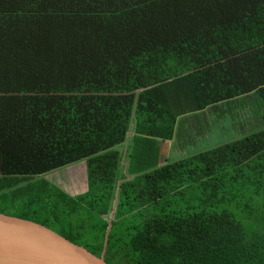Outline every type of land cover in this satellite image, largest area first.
<instances>
[{"label":"trees","instance_id":"trees-1","mask_svg":"<svg viewBox=\"0 0 264 264\" xmlns=\"http://www.w3.org/2000/svg\"><path fill=\"white\" fill-rule=\"evenodd\" d=\"M255 92L264 0H0V206L100 256L120 186L108 264H264V125L120 175L179 101ZM81 161L82 194L44 177Z\"/></svg>","mask_w":264,"mask_h":264},{"label":"rangeland","instance_id":"rangeland-1","mask_svg":"<svg viewBox=\"0 0 264 264\" xmlns=\"http://www.w3.org/2000/svg\"><path fill=\"white\" fill-rule=\"evenodd\" d=\"M162 90L166 92L167 89L163 87ZM252 94L253 95L250 96L249 98L256 102L259 101L258 102L259 106L257 104V107L263 110L262 112H260V115L258 116V118L260 119L262 117L264 119V97L259 92H255ZM179 102H180L179 106H176L173 108L171 107L174 111H176L177 113L176 115L178 116L173 139L172 140H161L159 138L150 137L146 135H141V137L136 136L135 138H132L130 142V148L128 149L130 155L127 156V164L125 163L121 164L120 175L126 172L130 175H134L141 171H145L150 168L161 165L166 160L170 161L171 160L170 158L173 157L171 154V149L177 148V146H179L182 142L188 145L186 148L188 152H185V153L191 154L202 148L212 146L215 144H219L222 141H224V140L217 141L216 138L212 139L214 135H217L216 137H220V136L223 137L224 135L221 133L220 126L216 124V114L214 113V111H212V108L209 109L205 113V115L200 114V113H194L195 115L193 117H189V120H187L188 114H186L185 111L186 109H188V107H191V104L186 102V100H182ZM234 102L237 103V101H234ZM226 118H227V122H226L225 128L227 129V131H231L233 133H235L237 130L243 131L241 127L232 125L229 117H226ZM263 119L261 121H258L256 125L258 126V125L264 124ZM192 122H194V124H192ZM202 125H204V127L202 128L203 130H205L206 127L209 128V130H206L205 133L206 134L209 133L211 137L205 138L206 135L203 134V132H200V133L195 132V129L200 128ZM187 126H188V129H187ZM193 126H194V129L192 130ZM232 126H233L234 131L230 130ZM251 126H249L248 128H250ZM225 133L227 137L228 134L226 131ZM194 134H197L198 136ZM77 173H80V175H78ZM76 174L79 177L82 176V179H80L79 182L83 189L85 188L87 189V169H86L85 161L74 163L70 166L59 169L50 174H47L44 177L49 183L55 184L63 188L64 190H66L68 193L74 194L75 192L74 189L69 191V187L72 184L71 180L76 177ZM60 179H62V181H60ZM73 186H74V182H73ZM80 193L82 194V192ZM80 193L76 195H79ZM21 208L22 207L20 203H15L7 207L0 206V212H4L6 214L13 215V216H27V217L34 218L32 214L23 212Z\"/></svg>","mask_w":264,"mask_h":264},{"label":"water","instance_id":"water-1","mask_svg":"<svg viewBox=\"0 0 264 264\" xmlns=\"http://www.w3.org/2000/svg\"><path fill=\"white\" fill-rule=\"evenodd\" d=\"M119 187L100 256L44 224L0 212V264H108L105 254Z\"/></svg>","mask_w":264,"mask_h":264},{"label":"crops","instance_id":"crops-1","mask_svg":"<svg viewBox=\"0 0 264 264\" xmlns=\"http://www.w3.org/2000/svg\"><path fill=\"white\" fill-rule=\"evenodd\" d=\"M252 95L253 94H249V95H244V96L237 97V98H234V99H230V100L215 104V105L209 107L208 109H206L204 111L187 113L188 114L187 115V120H189V117H193L195 115L194 113H200V114L205 115V113L209 109L212 108V111H214V113L216 114V124L220 126L221 133L224 134L223 137H221V136L220 137H216L217 135H214V137H212V139L216 138L217 141H222V140L225 141V140H228L230 138L239 136V135H241L243 133H246V132L252 130L253 128H255V126H257L256 123L263 119L262 117L260 119L258 118V116L260 115V112H262L263 110L261 108L259 109L257 107V104L259 106V103H258L259 101L256 102V101L251 100L249 98ZM234 101H237V103H235ZM226 117L230 118V121H231L232 125H234V126L236 125L237 127H241L243 129V131H238L237 130L235 133H233L231 131H227V129L225 128L226 127L225 125H226V122H227V118ZM192 124H194V122H192ZM251 124H252V126H251ZM263 125L264 124H261V125H258V126H263ZM249 126H251V127L248 128ZM203 127H204V125H202L200 128H196V126H195V128H196L195 132H198V133L203 132V134L206 135L205 138L206 137H211L209 135V133H207V134L205 133V131L209 130V128L206 127V129L203 130L202 129ZM187 129H188V126H187ZM193 129H194V126H193L192 130ZM230 130H233V126L231 127ZM225 131L228 134L227 137H226ZM194 135L198 136L197 134H194ZM225 137H226V139H225ZM224 141H222V142H224ZM187 146H188L187 144L182 142L179 146H177V148L171 149V154H172L173 157H171L170 159L174 160V159H178L180 157H183V156L187 155V153H185V152H188V150L186 149ZM126 164H127V160H126ZM127 171H128V169H127ZM77 174L80 175V173H77ZM77 174H76V177L71 180L72 184L69 187V191L74 189V191H75L74 194L75 195L80 193V192L84 193L88 189V184H87V189L86 188L85 189L82 188V186H81V184L79 182V180L82 179V176L79 177V176H77ZM68 179H70V178H68ZM60 181H62V179H60ZM73 182H74V186L75 187L73 186ZM69 194H71V193H69ZM74 194L72 193L71 195H74Z\"/></svg>","mask_w":264,"mask_h":264}]
</instances>
